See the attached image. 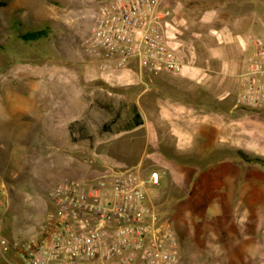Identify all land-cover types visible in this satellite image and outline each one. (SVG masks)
Here are the masks:
<instances>
[{
    "label": "crops",
    "instance_id": "obj_1",
    "mask_svg": "<svg viewBox=\"0 0 264 264\" xmlns=\"http://www.w3.org/2000/svg\"><path fill=\"white\" fill-rule=\"evenodd\" d=\"M160 7L167 12L164 29L183 62L181 72L150 74L136 59L121 68H103L100 61L97 75L83 68V77L60 81L53 111H39L34 129L54 134L56 150L105 154L102 174L139 166L159 171L165 182L182 180L193 166L188 154L199 158L204 147L213 148L212 166L192 173L210 175L217 196H211L212 205L219 208L216 201L231 196L243 198L247 208L258 199L263 208L264 163L236 158L234 151L264 159V110L237 104L239 77L255 41L264 42V0H161ZM1 120L0 149H18L22 129L16 132L11 114Z\"/></svg>",
    "mask_w": 264,
    "mask_h": 264
},
{
    "label": "rangeland",
    "instance_id": "obj_2",
    "mask_svg": "<svg viewBox=\"0 0 264 264\" xmlns=\"http://www.w3.org/2000/svg\"><path fill=\"white\" fill-rule=\"evenodd\" d=\"M102 1L0 0V119L11 114L16 132L22 129L15 140L18 149H0V183L5 182L0 185V264H20L14 243L42 220L50 206L48 190L64 179L94 180L104 170L100 164L105 154L56 150L50 142L54 134L40 133L33 124L41 111H53L52 96H57L62 79L83 77V68L97 75L100 60L86 51L83 41ZM40 29L48 35L24 39L26 32ZM46 120L52 124L51 116ZM252 144L257 147L254 136ZM234 153L247 161L241 149ZM193 154L185 159L193 166L186 168L181 181L148 183L157 210L176 227L179 264H264V207L253 199L247 208L243 198L231 196L222 204L217 200L219 208L213 206L211 196H217L210 175L192 173L212 166L215 150L204 147L199 158ZM131 168L144 178L150 175L139 166ZM201 177L205 180L199 181Z\"/></svg>",
    "mask_w": 264,
    "mask_h": 264
},
{
    "label": "built area",
    "instance_id": "obj_3",
    "mask_svg": "<svg viewBox=\"0 0 264 264\" xmlns=\"http://www.w3.org/2000/svg\"><path fill=\"white\" fill-rule=\"evenodd\" d=\"M160 5L161 0H103L84 48L103 68L136 59L150 74L181 72ZM239 84L237 104L264 110L263 41H255ZM160 181L156 170L144 178L139 169L111 168L88 182H57L46 193L50 206L40 223L14 243L20 264H179L176 227L149 195L148 183Z\"/></svg>",
    "mask_w": 264,
    "mask_h": 264
},
{
    "label": "trees",
    "instance_id": "obj_4",
    "mask_svg": "<svg viewBox=\"0 0 264 264\" xmlns=\"http://www.w3.org/2000/svg\"><path fill=\"white\" fill-rule=\"evenodd\" d=\"M47 35H48V32L45 29H40V30H36V31H33V32L32 31H28L23 36H24L25 40H37V39L46 37ZM251 110L254 111L255 109H251ZM243 156L245 158H247V161L264 163V159H261L259 157H250L249 158L247 155H244V154H243Z\"/></svg>",
    "mask_w": 264,
    "mask_h": 264
}]
</instances>
